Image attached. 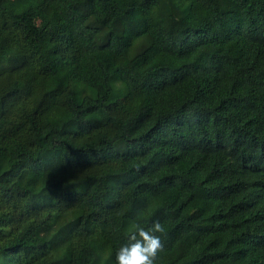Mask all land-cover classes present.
I'll return each mask as SVG.
<instances>
[{
  "label": "trees",
  "instance_id": "trees-1",
  "mask_svg": "<svg viewBox=\"0 0 264 264\" xmlns=\"http://www.w3.org/2000/svg\"><path fill=\"white\" fill-rule=\"evenodd\" d=\"M264 264V0H0V264Z\"/></svg>",
  "mask_w": 264,
  "mask_h": 264
},
{
  "label": "clouds",
  "instance_id": "clouds-1",
  "mask_svg": "<svg viewBox=\"0 0 264 264\" xmlns=\"http://www.w3.org/2000/svg\"><path fill=\"white\" fill-rule=\"evenodd\" d=\"M165 232L164 225L155 220L150 228L134 222L129 229L127 243L116 252L115 264H155L158 253L164 250L160 235Z\"/></svg>",
  "mask_w": 264,
  "mask_h": 264
}]
</instances>
